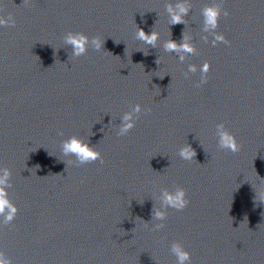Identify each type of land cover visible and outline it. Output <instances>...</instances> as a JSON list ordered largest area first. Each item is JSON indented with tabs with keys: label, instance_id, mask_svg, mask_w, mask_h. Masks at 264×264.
<instances>
[{
	"label": "water",
	"instance_id": "obj_1",
	"mask_svg": "<svg viewBox=\"0 0 264 264\" xmlns=\"http://www.w3.org/2000/svg\"><path fill=\"white\" fill-rule=\"evenodd\" d=\"M176 2L0 0V15L16 20L0 26V168L11 169L18 207L11 224L0 218V251L12 264H176L175 241L191 264H264V0H186L185 23L170 25L165 6ZM212 4L229 12L215 31L230 44L202 31ZM139 29L158 34L156 48ZM69 31L104 48L71 59ZM183 35L196 54L181 63L163 44ZM190 64L198 70L186 77ZM135 104L151 113L118 137ZM220 123L237 153L218 149ZM71 136L105 163L68 165L75 157L60 146ZM187 144L190 161L178 155ZM177 187L190 204L152 231L159 195Z\"/></svg>",
	"mask_w": 264,
	"mask_h": 264
},
{
	"label": "clouds",
	"instance_id": "obj_2",
	"mask_svg": "<svg viewBox=\"0 0 264 264\" xmlns=\"http://www.w3.org/2000/svg\"><path fill=\"white\" fill-rule=\"evenodd\" d=\"M29 0H24L23 4H28ZM166 12L169 15L170 25H176L185 23L184 17H187L190 12V6L186 0H178L175 4L168 3L165 6ZM201 14L203 16V28L202 31L211 34L214 39L211 43L213 46L223 42L224 44H230L231 42L226 37L216 32L215 30L219 26L221 16L227 17L229 12L224 9L222 4H212L202 9ZM16 20L12 13H9L6 17L0 15V26L15 27ZM136 39L150 45L153 48L157 47L158 34L152 31L151 34L146 33L143 29H139L136 33ZM202 39L208 42V36H203ZM64 44L71 46V59L85 55L88 49L91 47L95 51H100L104 48V41L101 42L99 37L89 38L82 32H67L63 36ZM163 50L169 53H177L179 55L180 62H184L188 54H196V49L193 44L190 43V38L183 35V42L177 43L170 39L163 44ZM127 53V49H126ZM148 55V53H144ZM156 63H160V57L156 60ZM197 66L190 64L188 71L185 73L186 77L188 73H196ZM201 78L197 82L196 87H202L208 82L207 73L210 71V63L205 62L199 69ZM150 108H144L140 104H135L131 107L130 111H127L121 117V123L116 128V135L118 137L126 136L134 127L137 121L140 119L141 114H150ZM58 135L63 136L62 131L58 132ZM216 137L218 138L217 147L220 150H227L232 153L240 151L242 145L239 144L236 136L232 133L224 123L216 125ZM62 154L66 157H75L74 160H67V164H75L80 167L86 164L100 161L101 164L105 163L102 153L96 150V147L90 145L85 139L77 136H71L70 138L63 140L61 143ZM50 154V153H49ZM51 155V154H50ZM178 155L183 160H192L196 157V151L187 144L180 148ZM38 167V166H37ZM67 170V169H66ZM59 175V174H57ZM12 172L8 167L0 168V218L4 225H9L15 219L18 213V207L11 200L9 189L13 187L11 183ZM160 207H154L152 214V221H158L153 224L152 231H160L165 227L163 221L167 218V210L169 208L176 211H183L189 204L190 200L187 199L186 190L182 187H177L175 190L163 189L159 195ZM170 251L172 255L176 257V264H191L192 256L189 251L185 249L183 244L179 241H175L171 244ZM0 264H12V260L6 256L3 251H0Z\"/></svg>",
	"mask_w": 264,
	"mask_h": 264
}]
</instances>
